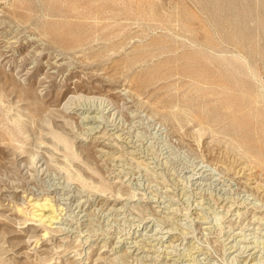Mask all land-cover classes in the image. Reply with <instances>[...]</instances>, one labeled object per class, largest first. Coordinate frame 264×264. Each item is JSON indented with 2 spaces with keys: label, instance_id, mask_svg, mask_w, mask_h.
<instances>
[{
  "label": "rangeland",
  "instance_id": "obj_1",
  "mask_svg": "<svg viewBox=\"0 0 264 264\" xmlns=\"http://www.w3.org/2000/svg\"><path fill=\"white\" fill-rule=\"evenodd\" d=\"M196 69L224 78L232 117L203 101ZM81 104L133 147L91 138ZM233 160L264 185V0H0V264H264V202ZM46 194L62 211L42 237L17 207ZM142 224L177 240L119 256ZM252 243L256 260L235 247Z\"/></svg>",
  "mask_w": 264,
  "mask_h": 264
},
{
  "label": "bare ground",
  "instance_id": "obj_2",
  "mask_svg": "<svg viewBox=\"0 0 264 264\" xmlns=\"http://www.w3.org/2000/svg\"><path fill=\"white\" fill-rule=\"evenodd\" d=\"M243 74L242 72H236L233 76L232 79H234L235 82H238L239 77H241ZM193 80V83L196 86V90L198 92H203L202 98L203 101H213L219 104L222 108H224L229 116L232 117L233 113L235 112L232 110V105L230 104L229 101V88L225 86L223 83L224 78L216 77L215 75H212L210 73L204 72L202 70H197L193 74H188ZM125 94L129 95L130 97L135 96V94L128 90H124ZM134 98V97H133ZM137 102V101H136ZM78 103V102H77ZM85 104V103H84ZM84 104H81L80 106L76 107L75 111L80 112L83 114L81 117V120L85 122V124H90L89 127L87 128V131H90V136L91 138L98 139L100 144L103 145L106 148H116L117 146L113 142H106L103 140V137L105 134L108 133V138L109 140H112V137L116 142L120 141V143L124 144V147L132 148L133 145L130 143L129 140H126L124 137H121L119 133L116 132L114 128L106 130L104 128L105 126H102L99 120V116H97L95 113H98L97 109H93L91 107H87ZM97 106V105H96ZM73 109V108H72ZM77 113V114H78ZM101 113V112H100ZM103 113V112H102ZM262 114V113H261ZM101 118V117H100ZM105 118V117H104ZM219 118V117H218ZM201 122V121H200ZM106 125V124H105ZM108 125V124H107ZM109 130L111 132H109ZM85 133V132H84ZM53 137L57 141H61L64 145L65 148L70 149V145L64 139L62 136H60L56 132H52ZM89 137V136H88ZM107 138V139H108ZM106 140V139H105ZM108 140V141H109ZM118 140V141H117ZM97 141V140H96ZM207 141V140H206ZM205 142V141H203ZM119 149V148H118ZM206 151V150H205ZM210 151V150H209ZM100 153L103 154V156L109 157L110 159L112 158L113 160H117L118 157L116 156V153L113 151H105L103 149L99 150ZM133 152V151H132ZM99 153V154H100ZM133 154V153H132ZM211 155V154H210ZM228 157V156H227ZM122 158V157H121ZM129 159V158H128ZM104 160V159H103ZM120 160V159H119ZM132 160V159H131ZM130 160V161H131ZM112 161V160H111ZM134 161V160H133ZM145 161V160H144ZM221 161V159H220ZM230 161V160H229ZM141 162V161H140ZM147 162V161H146ZM226 162V160H225ZM118 163V161H117ZM142 163V162H141ZM145 163V162H144ZM123 164V163H122ZM122 164H117L120 169H117L120 173L124 171L125 167ZM125 164V163H124ZM220 164V162H219ZM223 164V162H222ZM225 164V163H224ZM223 164V165H224ZM203 166V165H202ZM200 168V167H199ZM227 168V167H226ZM128 169V168H127ZM230 171V175L234 180H236V183L239 184L240 186L244 187L246 190H248L252 195L253 198L258 199L259 201L264 202V185L259 183L252 177V167L249 163L242 161V160H233L230 162L228 168ZM128 171V170H127ZM126 172V171H125ZM192 172V171H191ZM203 169L200 171L192 172L190 175H188V178L192 181V184H200V180L203 179V177H207L206 174L203 173ZM131 174V172H126V174ZM210 175V173H208ZM229 175V176H230ZM254 176V175H253ZM118 177V176H117ZM187 177V176H186ZM79 180L82 183H85V180L79 176ZM114 181V180H113ZM129 182V181H128ZM220 183V182H219ZM201 185V184H200ZM235 185V184H234ZM199 187V185H198ZM240 188V187H239ZM199 190V189H198ZM202 190V189H201ZM243 190V189H242ZM74 192V191H73ZM43 193V192H42ZM49 193V192H48ZM85 193V192H84ZM36 195V194H35ZM73 196V195H72ZM55 197V196H54ZM252 197V196H250ZM57 198V197H55ZM56 199L53 198V195L51 196L50 194L42 195V196H28L26 198L25 205L17 207V211L20 212L24 216L25 221L27 220H34L37 224L39 225H44L45 228L41 234V236H45L47 233H49L48 229L46 227H51L53 224L59 222L60 216H61V211H62V206H60L59 203L55 201ZM62 201V200H61ZM156 202V201H155ZM229 202V201H228ZM65 203V202H64ZM226 203V202H225ZM251 203V202H250ZM253 203V202H252ZM23 204V203H22ZM255 204V203H254ZM253 204V205H254ZM228 205V204H227ZM252 205V204H251ZM67 206V205H66ZM79 206V205H78ZM82 206V205H81ZM229 206V205H228ZM234 206L240 207L242 206L241 202L240 204H235ZM233 206V207H234ZM158 207V206H157ZM169 207V206H168ZM230 207V206H229ZM248 207V206H247ZM246 207V208H247ZM253 208L252 206H250ZM67 208V207H66ZM118 208V207H117ZM117 208H113L112 210L116 211L118 210ZM244 209V211L247 209ZM64 209V208H63ZM79 209V208H78ZM172 209V207H171ZM196 209V208H195ZM240 209V208H239ZM170 210V208H169ZM237 210V209H236ZM235 211V210H234ZM240 211V210H239ZM254 211V210H253ZM113 212V211H112ZM170 212V211H169ZM188 212V211H187ZM166 213V212H165ZM184 213V212H183ZM238 213V212H237ZM258 213V211H257ZM170 214V213H169ZM66 215V214H65ZM180 215V214H179ZM253 215L255 217H253ZM252 215V222L255 224L258 222V219H261L260 216L255 215L253 213ZM22 216V217H23ZM182 217V216H181ZM62 218V217H61ZM66 218V217H63ZM170 218V217H169ZM264 218V217H262ZM23 219V218H22ZM64 221V220H63ZM46 222V223H45ZM174 222V221H173ZM262 222V221H261ZM260 224V221L258 222ZM136 228V227H135ZM255 228V227H254ZM65 230V229H64ZM67 230V229H66ZM69 230V229H68ZM67 230V232H68ZM71 231V230H70ZM69 231V232H70ZM151 233H150V232ZM236 231V230H235ZM244 233V232H243ZM132 234V235H131ZM127 235H123V237H117L118 240L116 243L118 245L115 246L117 249L116 252H120L121 254L119 256H123L126 254H133L140 260H146L148 258L147 255L144 253L151 251L152 249H155V246L160 244L162 249L161 251L163 254L167 253L168 250H166L169 247H172L174 244V241L177 240L175 232L171 228H166L162 230L161 228H156L152 229L151 226L145 225H138L137 229ZM237 234V233H236ZM239 234V233H238ZM240 235V234H239ZM245 239V238H244ZM243 238L241 240L246 243V241ZM80 240V239H79ZM236 240V239H235ZM240 240V239H239ZM81 242V241H80ZM248 242V241H247ZM254 243V241H252ZM257 242V241H256ZM255 242V243H256ZM242 243V242H241ZM252 243V244H253ZM247 244V243H246ZM250 245V246H249ZM249 245H239L235 246L238 247V249H248L247 255L254 260H256V246L257 244H251ZM232 246V245H231ZM256 247V248H255ZM230 248V247H229ZM255 248V249H254ZM159 249V248H158ZM174 249V248H173ZM251 249V250H250ZM153 251V250H152ZM160 251V250H159ZM258 251V250H257ZM193 253V252H192ZM119 254V253H118ZM189 255V254H188ZM197 255V254H196ZM167 257V254L165 255ZM194 257L193 256H188L186 257V260L189 259L192 260ZM185 259V258H184ZM195 259V258H194ZM193 259V261H194ZM259 258H257V261L254 262V264H259L258 261ZM183 261V260H182ZM185 261V260H184ZM196 261V260H195ZM177 262V261H176ZM253 262V261H252ZM131 264V263H130ZM183 264H192V262H186Z\"/></svg>",
  "mask_w": 264,
  "mask_h": 264
}]
</instances>
